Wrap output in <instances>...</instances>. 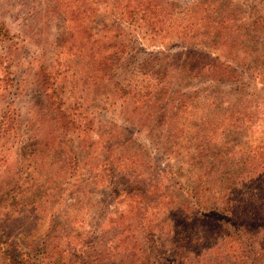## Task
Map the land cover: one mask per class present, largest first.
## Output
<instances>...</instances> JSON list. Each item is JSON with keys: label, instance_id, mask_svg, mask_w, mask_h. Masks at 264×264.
I'll return each instance as SVG.
<instances>
[{"label": "rangeland", "instance_id": "rangeland-1", "mask_svg": "<svg viewBox=\"0 0 264 264\" xmlns=\"http://www.w3.org/2000/svg\"><path fill=\"white\" fill-rule=\"evenodd\" d=\"M113 1L0 0V264H264V0L191 6L104 72ZM226 15L221 85L180 42Z\"/></svg>", "mask_w": 264, "mask_h": 264}, {"label": "trees", "instance_id": "trees-1", "mask_svg": "<svg viewBox=\"0 0 264 264\" xmlns=\"http://www.w3.org/2000/svg\"><path fill=\"white\" fill-rule=\"evenodd\" d=\"M210 2H213V0H193L186 4L182 3L184 7L180 8L179 3L176 0H114L111 4L112 10H114V16L112 20H110L111 24L104 22V25H102L100 31H103L104 33V35L102 36L104 41V48L101 52V56L98 57L99 59L97 58L99 69L104 72H110L111 69L115 68L116 64H118L123 59L124 54H126L128 51V41L139 40L138 34L140 32H144L145 30H151L155 33H163L162 35L164 36L170 31L180 36L188 35L189 32L192 31V27L195 24V16L193 15L194 10L190 7L197 6L198 9L203 8V12H208L209 10H211ZM185 5H188L189 7ZM115 6H117V8H115ZM179 9L183 10V12L186 13L185 19L187 20V23L173 20V16L178 11H181ZM220 19V22H212L214 23V25L212 26L215 27V24L219 25V31L224 32V34H221L220 36L217 35L213 38V27L208 26V28L206 29V37L208 40H210L209 43H204L202 41L185 43L181 41L180 45L183 46L184 49L195 48V50H201L199 51L201 52L200 54L206 55V58L204 60L200 59L202 63L200 64V66H198L199 73L203 74V77H201V79L207 78L209 82L224 85L226 71H224L225 68L223 67L225 66L224 64L229 63V59H227V54L225 52V44L228 43V36L226 33L229 18L226 15ZM123 30H127L128 32H130L129 40H124L121 38V35L124 34ZM209 35L211 36V38H208ZM167 72V69L163 68L161 73L162 75L166 76L161 77L162 79H164H160L159 82H167ZM103 74L105 75L107 73ZM240 83L243 84L242 81ZM148 92L149 90H145L143 89V87H141L138 90H132V88H130L127 93L133 97L141 95L142 98H145V95ZM191 95H194L193 98H199L200 94L196 93ZM191 95L186 96L183 94V98L177 97L175 98L176 100L174 98L172 100L171 98L170 101L173 102V105L170 108L172 112V119H175L177 117V113H180L183 110L187 111L185 110V108L189 107V102L186 99H192ZM207 95L212 96V91H208ZM138 99H140L138 101H141V98ZM169 111L168 108H166L165 114L162 113L163 116L166 117L167 112L169 114ZM162 121L164 122V119H162ZM176 121L178 120H172V123L174 124L170 125L169 130V134L172 135L173 138L181 137L182 134H179V132L180 130L183 131V128L179 127L178 123H175ZM171 151L172 152L170 154H175V151ZM259 186H262V184ZM146 192H152V188L149 186L146 189ZM223 212H226V209H224ZM22 264L30 263L24 261L22 262ZM50 264H56V262H50Z\"/></svg>", "mask_w": 264, "mask_h": 264}]
</instances>
